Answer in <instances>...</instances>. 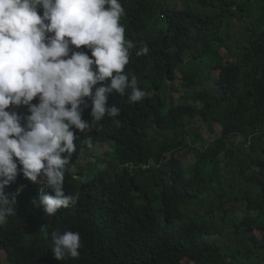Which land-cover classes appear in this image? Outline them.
Instances as JSON below:
<instances>
[{
    "label": "trees",
    "instance_id": "trees-1",
    "mask_svg": "<svg viewBox=\"0 0 264 264\" xmlns=\"http://www.w3.org/2000/svg\"><path fill=\"white\" fill-rule=\"evenodd\" d=\"M120 3L125 41L135 44L125 72L146 95H109L119 125L107 114L92 119L86 98L89 127L73 129L77 147L64 179L78 200L49 216L31 203L48 189L20 172L5 190L11 198L22 189L0 225V253L10 264H264V0ZM145 44L149 52L137 57ZM177 72L190 102L172 96ZM195 120L211 134L219 126L220 136L204 139ZM96 145L112 147L113 175L81 166L82 150ZM180 153L193 154L194 164L186 169ZM225 226L235 245L216 240ZM69 230L80 233V255L58 261L51 234Z\"/></svg>",
    "mask_w": 264,
    "mask_h": 264
},
{
    "label": "clouds",
    "instance_id": "clouds-1",
    "mask_svg": "<svg viewBox=\"0 0 264 264\" xmlns=\"http://www.w3.org/2000/svg\"><path fill=\"white\" fill-rule=\"evenodd\" d=\"M123 15L120 0H0V224L15 213L22 189L11 198L5 190L20 172L48 189L31 199L36 209L52 216L76 203L64 179L77 147L73 129L89 127L82 119L86 98L92 119L107 114L119 125L121 111L107 106L109 95L128 88L133 102L146 95L136 76L125 72L135 44L125 41ZM148 52L145 44L135 54ZM21 106L28 114L9 111ZM51 238L56 260L80 255L79 232H53Z\"/></svg>",
    "mask_w": 264,
    "mask_h": 264
},
{
    "label": "rangeland",
    "instance_id": "rangeland-1",
    "mask_svg": "<svg viewBox=\"0 0 264 264\" xmlns=\"http://www.w3.org/2000/svg\"><path fill=\"white\" fill-rule=\"evenodd\" d=\"M193 0H162V2H168V4L172 7H181L183 5H186L187 2H189ZM192 8L194 7V2L191 4ZM199 13H203L200 12ZM240 30L238 25H235L232 27V31L235 33H239L238 31ZM222 55H225V51L221 50L220 51ZM180 78H181V74L180 72H177V78H176V82L175 85L176 87H178L179 92L178 93H174L172 96L175 98V100L178 102L180 101H184L185 99L188 100L190 102L191 100V96H192V92L191 91H183L180 87H181V82H180ZM164 96L168 95V91H164L163 92ZM184 99V100H183ZM188 102V103H189ZM260 106L264 109V103L259 102ZM196 123V128H200L201 133L203 134L204 139H208V140H213L215 138H217L218 136H220V127L216 126V133L215 134H211L209 133L205 126L202 124V122L195 120ZM241 140V138L237 139L236 141L239 142ZM200 146V147H199ZM199 148H203L205 145H199ZM112 150V147L107 145H96L94 148H92V150H82V152L80 153V159L79 162L81 164L82 167L84 168H88V169H92L93 165H103V170H106V172L110 175H113V167L110 164V152ZM178 158L181 159L185 165V168H189L191 167L194 162H195V158L193 154L190 153H180L178 155ZM1 225V224H0ZM229 228V226H225L220 230L219 235L217 236L216 240L218 242H220L222 245H235L236 240L228 235L226 233V230ZM257 261H259V259H257ZM185 260H183V264H185ZM0 264H10L5 255L3 253H0ZM192 264V263H191Z\"/></svg>",
    "mask_w": 264,
    "mask_h": 264
}]
</instances>
